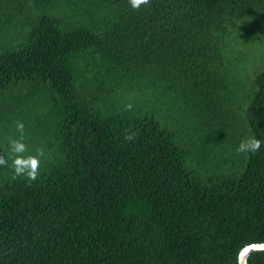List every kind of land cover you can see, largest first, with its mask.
Listing matches in <instances>:
<instances>
[{
    "label": "trees",
    "instance_id": "1",
    "mask_svg": "<svg viewBox=\"0 0 264 264\" xmlns=\"http://www.w3.org/2000/svg\"><path fill=\"white\" fill-rule=\"evenodd\" d=\"M0 159V264H238L264 243V0H0Z\"/></svg>",
    "mask_w": 264,
    "mask_h": 264
},
{
    "label": "clouds",
    "instance_id": "2",
    "mask_svg": "<svg viewBox=\"0 0 264 264\" xmlns=\"http://www.w3.org/2000/svg\"><path fill=\"white\" fill-rule=\"evenodd\" d=\"M133 8H139L141 4H147L148 0H130ZM129 107H131L129 105ZM25 125L22 121L16 122V128L23 132ZM261 141L255 138L242 140L237 151L238 152H255L259 149ZM9 150L12 153V168L15 177H24L28 180H35L38 175L40 164V155H21L27 152V145L23 142V136L19 139L9 141ZM4 159H0V165L5 164ZM254 247V246H249Z\"/></svg>",
    "mask_w": 264,
    "mask_h": 264
},
{
    "label": "water",
    "instance_id": "3",
    "mask_svg": "<svg viewBox=\"0 0 264 264\" xmlns=\"http://www.w3.org/2000/svg\"><path fill=\"white\" fill-rule=\"evenodd\" d=\"M254 246V247H249ZM245 247L238 256V264H248V259L251 254L256 252L264 251V243L262 244H252Z\"/></svg>",
    "mask_w": 264,
    "mask_h": 264
}]
</instances>
